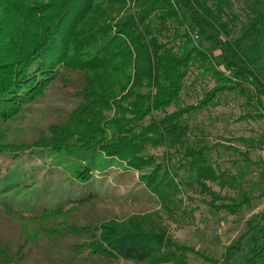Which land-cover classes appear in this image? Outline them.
I'll list each match as a JSON object with an SVG mask.
<instances>
[{
    "label": "trees",
    "instance_id": "trees-1",
    "mask_svg": "<svg viewBox=\"0 0 264 264\" xmlns=\"http://www.w3.org/2000/svg\"><path fill=\"white\" fill-rule=\"evenodd\" d=\"M133 1L136 9L112 22L114 6L125 0H0V125L40 97L59 68L80 72L81 103L70 117L76 128L50 126L48 143L37 146L53 154L55 160L84 157L83 163L69 169L71 185L80 187L78 202L89 200L94 171L117 160L140 174V181L163 208L174 205L179 185L169 170L154 165L151 158L136 157L142 146L160 144L181 151L190 179L203 195L211 196L214 207L220 198L204 184L215 178L206 149L188 146L186 128L178 123L225 92L238 91L249 99L243 85L250 86V99L264 113V0L249 3L247 22L235 37L229 26L234 17L227 18L232 7L229 0ZM192 33L219 52V63L194 43ZM193 66L200 70V77L208 75L216 85L204 93L198 106L166 113L179 100ZM110 109L119 117L104 118L102 112ZM159 112L164 114L161 118L140 124ZM6 150L16 151L0 143V153ZM243 205H248L246 197L217 209L232 214ZM0 217L18 226L27 243L57 236V231L45 224L51 215L12 214L1 199ZM247 224L246 233L229 249L233 254L241 250V240L253 234L246 264H264V212ZM95 231L88 247L105 258L149 264L173 258L170 250L175 246L164 232L114 221L101 223ZM175 249L208 261L192 248ZM0 257V264H15L1 249Z\"/></svg>",
    "mask_w": 264,
    "mask_h": 264
},
{
    "label": "rangeland",
    "instance_id": "rangeland-1",
    "mask_svg": "<svg viewBox=\"0 0 264 264\" xmlns=\"http://www.w3.org/2000/svg\"><path fill=\"white\" fill-rule=\"evenodd\" d=\"M229 1L232 7L227 18L234 17L229 26L235 37L247 22L248 5L252 0ZM135 9L133 0L115 5L110 15L112 22ZM192 35L196 37L194 43L209 51L216 63L221 61L219 52L211 44L203 41L198 33ZM58 71L40 97L13 120L0 125L1 145L16 150L0 153V199L12 214L51 215L46 227L57 231L55 237L27 243L18 226L0 217V249L13 263L149 264L109 259L92 252L88 247L91 235L97 233L95 230L101 223L114 221L122 226L137 225L144 230L164 232L175 248H192L208 260L172 248L173 258L163 264H246L253 234L241 240V250L233 254L229 248L246 233L247 222L264 212V113L257 110L255 100L250 99V86H242L249 99L238 91L225 92L208 106L184 115L178 123L186 128L188 146L206 149L215 178L205 180L204 184L220 198L214 202V207L210 203L211 196L203 195L190 179L181 151L160 144L142 146L136 157L151 158L154 165L169 170L179 185L174 205L163 208L140 181V174L117 160L94 171L89 200L78 202L80 187L76 183L71 185L69 169L83 163L84 157L60 156L55 160L45 148H37L48 143L50 126L76 128L70 123V117L81 103L83 76L77 71L62 68ZM262 71L264 75V61ZM200 73L195 66L190 68L179 100L166 113L198 106L204 93L216 85L212 77H200ZM262 102L264 108V100ZM163 115L153 113L140 124L146 125L150 118L158 119ZM102 116L119 117L114 109L104 110ZM243 197L247 198L248 205L237 212L231 214L217 209L221 204H238ZM73 229L80 230L81 234Z\"/></svg>",
    "mask_w": 264,
    "mask_h": 264
},
{
    "label": "built area",
    "instance_id": "built-area-1",
    "mask_svg": "<svg viewBox=\"0 0 264 264\" xmlns=\"http://www.w3.org/2000/svg\"><path fill=\"white\" fill-rule=\"evenodd\" d=\"M194 38H196V37H194Z\"/></svg>",
    "mask_w": 264,
    "mask_h": 264
}]
</instances>
